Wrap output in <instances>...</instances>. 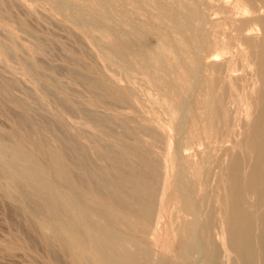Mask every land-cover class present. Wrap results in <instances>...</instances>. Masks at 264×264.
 Instances as JSON below:
<instances>
[{"label":"bare ground","instance_id":"obj_1","mask_svg":"<svg viewBox=\"0 0 264 264\" xmlns=\"http://www.w3.org/2000/svg\"><path fill=\"white\" fill-rule=\"evenodd\" d=\"M20 1L30 8V12H36L34 11V7L27 3V0ZM31 1L36 2L35 0ZM39 1H42L43 5L46 6L45 8L51 12L50 19L62 21L69 35L76 37L77 43L80 45L79 48L84 52L87 51V54H90L96 59L95 67L91 64L87 65V62L85 65L80 64L81 61L78 58L80 54L75 56L76 54L73 55L68 53L69 55L67 56H70V54L73 55L72 61L76 66L78 65V67H75V65L65 67L64 65V68L54 65L47 66L34 59L33 61L30 59L31 61H29L27 58H23V56L16 57L18 47L21 46L16 42L18 45L17 47V45L14 44L15 42H12L13 40H10L11 44L8 45L5 43L9 42L4 43L0 40V54L5 60L16 61L18 65L17 69L19 70L18 72L16 71L17 74L19 73L18 75H20V72L23 73V75L35 74L37 75L36 77H40L39 81L41 85H45L46 83L50 84L51 93L55 95L57 99L56 103H58L59 112L61 113L72 114L74 110L68 104L70 101L67 102L65 99L58 97L57 93L61 90L60 85L62 83L63 86V82L65 83V81H59L58 77L60 75H63L66 80L68 79L69 82L74 85H78V89L79 87L82 88V90L88 94L87 97H91L89 98L94 101L95 105L96 103H99V105L101 103L105 104V106H110V108L118 106L129 108L132 113H134V120L131 121H134L136 125V132H134L135 130H129L130 128L132 129V127H130V121H128L130 123L129 126L123 122L126 120H120V123L122 122L120 125L121 127H119L122 128L121 134L126 133L134 139L140 138L141 141L139 142H141V144L142 141L149 144V147L145 150L144 147L140 149V147H142L140 146L141 144L133 146L128 143L120 144L117 148L118 150L116 149L117 146L115 147L114 144L113 147L116 150L111 149L109 143L107 146L108 148H103L98 151L95 150L98 157H101L103 160L107 159L111 161L112 167H114L117 172V176L113 177L106 174L107 172L104 171L105 169L103 170L104 173H96L97 175H94L93 172L90 171V160L88 156L84 154V150L79 151L82 153L76 155L64 152L65 142L61 137L62 124L58 123L43 127L40 130L43 136V146H45L46 151L48 148H51L49 150L53 157V162L55 161L54 149H58L61 155L55 163L62 164L64 161H69L77 165L88 175V180L94 184L92 189H88V192L91 193L94 199V207L89 206L90 204L87 205L88 203H84L76 193L78 196H74L76 195L74 194V197L69 200L68 205H66V207L64 206V208L63 205L65 203L63 205L61 203L60 191L58 190L57 192V187L60 185L58 184L59 186H57L54 180L52 181L45 176L47 175L46 172L50 165L45 163V160L44 163L41 162L42 160H39L40 162L37 160L35 153L23 142L24 140H22L19 135L20 133L17 134L12 131V129V132L7 130L4 131L1 130L2 127H0V188L5 190V195L11 201L20 198L22 204L20 205L17 202L19 205L16 213L28 223L30 229L43 238L44 244L47 246L46 255L48 256H44V259L46 257L49 258V260L42 264L63 263L64 259L58 254V251L55 250L57 248L53 247V241H57L62 245L61 251L66 253L69 264H97L99 262L102 264H264L263 38L261 43L253 42L249 50L244 51L242 54V56L245 55L246 57L249 53H256V62L251 63L241 58L239 64L237 60L232 57L228 59V62L225 61L227 63L226 71H230V74L231 71H234L238 66L244 68V70L251 75L249 79L254 78V83L261 84L259 85L260 88L258 91H255V93L253 92L254 90H252V92H244V90H242L243 84H237L238 82L234 83L231 81L233 80L231 79L232 76H230V78L223 77L221 79L220 76L212 77L214 75H211V77L209 76L210 83L207 85V91L203 93L199 89V92L196 94V90H194L195 87L200 81H203V79L200 80L202 76L200 58L205 48L211 44L203 33V28L199 20L197 21V23L199 22L198 27L196 30H193L194 34L191 36L192 46L191 48H186L187 45L181 33H176L178 35L177 38H170L160 30H154L152 25L137 23L135 19V21L133 20L135 17H132V11L142 5L140 0ZM243 1L245 2L246 11L250 15L253 14L255 16L258 14L256 5L259 4L261 8H264V0ZM244 2L242 3L244 4ZM176 4L177 5L173 8V14L168 17L169 20H173L178 24L183 22L186 27L192 24V18L189 19L188 16V9L195 11L196 15L199 16L196 10L197 3H195V0H177ZM21 5L22 4H20V6ZM115 7H117L116 12L114 10ZM167 7L168 6H166V8ZM37 8L38 7H36V9ZM118 8L121 10L118 11ZM171 9L170 6V10ZM167 10L169 11L168 8ZM8 17H11V15H8ZM8 17L7 19H9ZM21 22L23 23V20ZM141 22H144V20ZM253 23L261 25L264 28V16H256ZM247 25L248 23L242 22L239 27V31L242 33V38H244V40L250 38V35L244 32ZM10 31L9 33H11ZM10 36H12V33ZM26 36L29 35L27 34ZM131 37H133V39ZM1 38L3 39V37ZM12 38L13 37H11V39ZM31 39L33 40V38ZM134 39L136 42L133 43ZM43 40V38H39L34 41L33 44L36 48L32 47L37 49V52L43 53L47 47L49 48L45 40ZM213 45L217 48V41L214 42ZM221 45L223 46L224 44H220V46ZM211 49H213V47ZM221 50H224V48ZM21 53L22 51L19 54ZM41 53L40 55L42 56ZM33 54L38 57L37 53ZM79 57H82V55ZM38 58L40 59V57ZM83 59L86 61L87 58L84 57ZM223 67H225V65ZM8 68L10 69V67ZM8 68H6V70ZM178 68H181L183 72L185 71L183 74L186 75L187 82L185 81L182 83V80L179 82L177 78L168 79ZM116 72L118 73L117 75H119L118 78L114 76ZM0 75L2 76V74ZM11 75L9 77H12ZM221 75L224 76V73ZM27 78H29V76ZM30 79V81H35L32 80V78ZM4 83L3 87L5 85V89L10 91L18 90L15 81L7 80ZM138 83V87H140L145 95H147L145 90H152V98L150 97V93L148 95V101L155 102V114L157 115L155 116L154 114V117L168 127L171 136H166L161 129L163 126H159L161 124L158 122L159 125L155 124L149 117L147 118L144 116L140 110L138 96L135 91ZM31 85L33 86V84ZM74 85L73 87H76ZM69 86L70 85L65 86L64 84L63 87ZM36 89L33 90L37 91ZM248 89L249 87L247 90ZM64 92L66 93L65 90ZM73 92L74 91H72V93ZM76 92L79 91L77 90ZM76 92H74L75 95ZM137 93L140 96V93ZM67 94H69L68 90ZM155 95H157L156 98L154 97ZM42 98L43 97H41V99ZM89 98L88 100H90ZM18 99H16L17 102ZM8 100H6V102ZM84 102L82 101L81 103ZM87 103L89 105L91 104L89 102ZM18 104L17 107L20 108ZM79 104L80 101L77 105L79 106ZM9 105L12 104L9 103ZM84 105V108L87 107V104ZM89 105L86 110L89 109ZM241 106L243 109H241L242 112L240 113L239 109ZM75 107H77L76 104L74 108ZM92 107L98 109L93 105ZM103 108H105L104 105ZM92 109L93 108H91V110ZM120 109L119 107L118 110L120 111ZM54 110L56 109L54 108ZM81 110L83 112L85 111L83 109ZM110 110L112 111V109ZM32 111L33 109H31V112ZM94 111L95 110H93V112ZM93 112H87L82 122H84L87 128L91 127V131L97 133V140L100 138L102 141L107 140L110 142L111 138L114 137L112 136L114 131L113 127L111 128L110 126L111 123L104 119L105 116L101 118L102 115L99 113L101 117H97ZM116 112L118 111L116 110ZM21 113V115H23V112ZM109 113L110 112H108V114ZM118 113L121 114L122 112ZM238 113H245V116H247L245 122H241L240 119H237ZM77 114L79 115V113ZM108 114L106 115L108 116ZM111 114L112 113H110L109 117H111ZM24 117H28L26 113ZM33 119L32 121L35 122L36 119ZM78 119L80 118L78 117ZM32 121L31 127L34 129L35 126H32ZM21 122L22 127H24V132L27 133L26 136L28 140L32 142L29 139V131L24 122ZM28 122H30V120ZM43 123L44 122H42L41 125H43ZM188 126H191L190 128L194 127L193 132L189 133L188 130L187 133L186 129ZM81 128L82 131L87 130L85 127ZM241 129L242 133L240 132ZM35 131H37L36 128ZM36 133H38V131ZM114 135L116 134L114 133ZM39 136L40 134L38 137ZM239 137L241 139H238ZM125 138L128 140H126L127 142L134 141L126 136ZM195 139L203 146L204 152L202 151V153L206 154L208 160V162L206 161V168L200 170L198 169L200 167L196 166V172L190 169L193 166L189 167L191 166L190 163L188 166V160L183 153L184 150L192 149ZM138 140H135V142ZM39 141L41 142L40 137ZM112 141L111 143H113ZM144 143L142 145H144ZM213 143H226L222 150L223 156L221 159L212 155V149H214L212 148V145H214ZM43 146H41V148ZM74 147H76V145ZM74 150L76 149L74 148ZM89 150L92 151L93 148ZM92 155L93 153L89 157ZM152 155H154L153 159L151 158ZM41 157H43V155ZM47 161L50 162L49 159ZM99 161L101 162V160H97V162ZM57 168L58 167H56V169ZM52 174L53 173H51V176H53ZM51 176L49 175V177ZM56 176L58 177V175ZM77 183L82 190H85L88 186L86 182L87 186L85 187L84 181L82 182L81 180H78ZM64 184L66 185V183H62L63 186ZM168 185L169 187L172 185L173 188L171 191L167 190ZM63 188L65 187H62V189ZM9 199H7V201ZM164 200H166L169 205H165ZM17 203L15 202V204ZM168 209H170L169 212L173 214V217L170 222L168 221L169 224L167 225V227L169 226L172 228L168 227V230H171V232H168L167 235V238L169 237L168 239L170 240L167 250L170 254L169 259H167V257H157L155 253L148 249L149 247L146 248L140 243V236H138V232H146L145 229H158L160 226L164 228L163 225H165L164 223L166 222L165 220V222L162 221L164 213H168L167 215L169 216L171 215V213L169 214V212H166ZM9 214H6V216ZM94 215L98 217V220L99 218L104 220V225L94 221ZM162 222H164L163 225H161ZM22 230H24V228ZM180 234L184 236L180 237ZM97 238L104 241V248L98 246ZM105 250L112 252L114 257H109ZM13 251H15V249ZM167 251L165 250V252ZM86 255H90L91 259H85L87 258Z\"/></svg>","mask_w":264,"mask_h":264},{"label":"rangeland","instance_id":"obj_2","mask_svg":"<svg viewBox=\"0 0 264 264\" xmlns=\"http://www.w3.org/2000/svg\"><path fill=\"white\" fill-rule=\"evenodd\" d=\"M4 1L5 0H3V1L0 0V13H1L0 14V27H2L4 29V31H3V29L0 28V40L3 41L4 43L5 42H9V43H5L6 45L11 44L10 40H13L12 42H15L14 44H16V42H17V44L21 46V47H18V45L16 44L17 47H18L16 57L17 56L18 57H20V56L22 57L23 56V58H27V60H29V61H31L30 59H32V61L34 59L35 61L41 62V63H43L44 65H47V66H51V65L53 66L54 65V66H58V67L61 66L60 68H64V65H65V67L66 66L68 67V66H71V65H73V66L75 65V67H78V65L76 66V64H74V62L72 61V57H73L74 54H76L75 56H78L80 54V55H82V57H79L80 55L78 56V58L81 61L80 64H84L85 65L86 62H87V65L91 64L93 67H95L96 59L94 57H92L90 54H87V51L84 52L81 48H79L80 45L77 43L78 41L76 40V37H72L71 35H69V33L67 32L68 30L64 26V23L62 21L56 20V19H53V20L50 19L51 12H49L48 9L45 8L46 6L43 5L42 1L35 0L36 2H32L31 0H27V3H29L31 6L34 7V11H36L35 13H37V14L30 12V8L28 6H26L25 4H23L22 1H20V0H6L5 2ZM140 1L142 2L141 3L142 7L139 6L138 8H136V10L134 9L132 11L133 12L132 13V17L133 16L135 17V18H133V20L135 19L137 21V23H142V24H146V25H152L154 30H156V31L160 30L163 34H167L170 38H177L178 35L176 33H178V32L181 33L183 35V37H184L183 39L185 41V44L187 45L186 48H191V46H192V44H191V36H193V34H194L193 30L194 29L196 30L197 27H198L199 22L197 23V21L198 20L200 21L201 26L203 28L202 31L205 34V36L208 38V40L211 42V44H209V46L205 48V50L203 51V53L201 55V58H200V65H201V69L200 70H201V75H202L200 77V80L203 79V81H200L201 84L199 83L195 87L194 90H196V92H195L196 94L199 92L198 91L199 89L203 93H205V91H207L206 88H207L208 83H210L209 76L211 77V75H214L212 77H219L220 76L221 79L223 77L230 78V76H232L231 79H233V80H231V81H233L234 83L238 82L237 84H239V83L243 84L242 85V87H243L242 90H244V92H246V91L247 92H252V90H254L253 92L255 93V91H258V89L260 88L259 85H261V84L260 83H257V84L254 83V81H253L254 78L253 79H249V78H251V75H249V73L246 70H244V68L238 66V67H236L234 69V71H231V74H230V71H226V69H227V63L226 62H228V59H230V57L236 59L238 63L240 62L241 58H244V61L247 60V61H249L251 63L257 61L256 53H249L246 57H245V55L242 56V54L244 53V51H246V50L248 51L249 50L250 46L253 45L252 44L253 42L254 43H261V41L264 40V37H263L264 28L261 25H256L255 23H253V21H254L256 16H259V17L264 16V8H261L260 7L261 5H259V4L256 5V10H257L258 14H256L254 16L253 14L250 15L246 11L245 2L243 0L242 1L241 0H195V3H197V9L196 10H197L199 16L196 15L195 11H191L190 9H188L187 10L188 11V16H189V19L192 18L191 21H192L193 25L191 24V25L185 27L183 22H180L182 24H180V23L178 24V23L174 22L173 20H169L168 19L169 15L173 14L172 13L174 11L173 8L177 5L176 4L177 0H175V1L174 0H172V1H169V0H161V1L160 0H145V1L144 0H140ZM242 2H244V4ZM19 3L22 4L21 5L22 7L20 6ZM37 3H38V5H37ZM157 3H159V4H157ZM39 5H41V6H39ZM148 6H149V8H148ZM166 6H168L167 8L169 9V11L167 10ZM170 6L173 9V10L171 9L172 11L170 10ZM36 7H38V8L36 9ZM116 8L117 7L114 8L115 12L117 11ZM139 9H141V10H139ZM120 10L121 9L118 8V11H120ZM154 10H156V11H154ZM2 11H4V12H2ZM5 11H6V13H5ZM158 13H160V14H158ZM162 13H165V14H162ZM8 15L9 16L11 15V17H8ZM1 17H2V19H1ZM7 17L9 19H7ZM139 18H140V20H139ZM20 20L21 21L23 20V23H25V22L26 23L23 24ZM142 20H144V22H141ZM242 22L248 23V25H247L246 29L244 30V32L246 34H249L250 38L246 39V40H244V38H242V33L239 31V27L242 24ZM6 26H8V27H6ZM191 26H192V29H191ZM7 28H8V30H7ZM21 28L23 29V31H22ZM189 29H191V30H189ZM12 30H13V32H12ZM9 31L12 33V36H10L11 33H9ZM188 32H189V34H188ZM27 34L29 36H26ZM36 36H38V37H36ZM1 37H3V39ZM6 37L9 38V39H7ZM11 37H13V38L15 37V38L11 39ZM4 38H5V41H4ZM31 38H33V40ZM39 38L40 39L43 38L45 40V42L47 43V46H49V48L47 47L48 50L45 49V51H43V53L37 52V49H34L36 47H34L33 43H34L35 40H37ZM131 38L133 39V37H131ZM262 38H263V40H262ZM49 40H50L51 43L49 42ZM40 41H42V40H40ZM216 41H217V44H218L217 48H215V46L213 45V43L216 42ZM134 42H136L135 39L133 40V43ZM220 44H224V45L223 46L221 45L222 46L221 47ZM212 47H213V49H211ZM218 48H219V50H218ZM223 48H224V50H221ZM32 49H34L35 51L32 50ZM50 50H52V51H50ZM21 51H22V53L19 54ZM224 52L225 53L228 52V53L225 54ZM23 53H26V54H23ZM33 53H37V55H38V57H40V59L37 56H35ZM40 53L42 54V56L40 55ZM68 53H71L73 55L70 54V56H67V55H69ZM253 56H254V58H253ZM32 57H36V58H32ZM68 57H70L71 59L68 58ZM84 57L87 58L88 60L86 59V61H85V59H83ZM252 59H253V61H252ZM90 60H92V61H90ZM67 63H69V64H67ZM210 64L213 65V66H211ZM224 65H225V67H223ZM17 66L18 65H17L16 61L14 62V61L5 60L4 57L0 54V74H2V76H3L2 77L0 75V77H2V78H0V81L2 80L0 82V127H2L1 130L11 131V129H12V131H14L15 133H17V134L20 133L19 135L21 136L22 140H24L23 142L26 143V145L29 146L28 148L35 153L37 160L38 161L42 160L41 162H43V163H44V160H45V163L50 165V166H48V170L46 172L47 175H45V176L47 178H50V180H52V181L54 180V182L57 184V186L60 185L59 187H57V192H58V190L60 191L59 195H60V200H61L62 205L65 203L63 205V207L64 206L66 207V205H68V203H69V200L72 199L74 196H78V195H79L78 197L81 198V200L84 201V203H86V204L88 203L87 205L90 204L89 206L94 207V205H93L94 204L93 203L94 199H93L91 193L88 192L89 191L88 189L89 188L92 189L94 187V184L91 181L88 180V178H87L88 175L86 173H84V171L82 169H80L77 165H74V164L70 163L69 161L68 162L64 161L63 162L64 165H63V163L62 164L55 163L56 160L59 159L60 158L59 156L61 155L60 151L58 149H56V150L54 149V159H55V161L53 162V157L51 156L50 150H49L51 148H48V150L46 151L45 146H43V136H42L40 130L43 127H45V126H50L52 124H54V125L58 124V123L62 124L61 137L63 138V141L65 142V146H64V149H63L64 152L76 155V154H81L82 152H79V151H83L84 150L83 151L84 154H86L88 156L89 160H90V164H91L90 165V169H91L90 171L93 172L94 175L102 174L105 171V172H107L106 174L115 177V176H117V172H116L115 168L112 167L111 161H109L107 159L103 160L101 157H98L97 154H96L97 152L95 150L98 151V150H102L103 148H108L107 147L108 143L110 144V148L113 149V150H116L120 146V144H122V143H128V144L133 145V146L140 145L141 144V142H139V141H141L140 138L134 139V138H131L126 133H124L125 135L121 134L122 128H119V127H121L120 125L122 123V122L120 123V120L121 121L126 120L127 122L126 121H123V122H125L129 126H130V123H131L130 127H132V129L130 128L129 130H131V131L135 130L134 132H136V125H135L134 121H131V120H134V113H132V111L129 108L124 107V106H118V107L110 108V106L108 107L107 105L105 106V104H101V103H100V105H99V103H96V105H95L94 101L90 99L91 97L90 96H89L90 98L87 97L88 94L84 90H82V88L79 87V89H78L77 88L78 85H74L73 83L69 82L68 79H67L68 80L67 81L66 78L63 77V75L62 76L60 75L59 76L60 78L58 77L59 81L60 80H61V82L65 81V83L63 82V86H64V84H65V86L70 85L69 87L71 88V90H70L69 87H63L62 83L60 82L61 83V85H60L61 86L60 87L61 90H59L58 93H57L58 97L59 98L61 97V98L65 99L67 102L70 101V102H68V104L74 110L72 114H66V113H63V112L61 113V112H59L60 109L58 107V103H56L57 99H56L55 95H53L51 93V90H50L51 88L49 87L50 84L46 83L45 85L44 84L41 85V83L39 81L40 77H36L37 75H35V74H32L33 76L32 75H28V74H24L23 75V73L20 72V75H18L19 73L18 74L16 73V71L17 72L19 71L17 69L18 68ZM8 67H10V69L11 68L12 69L10 70ZM214 67H215V69H214ZM6 68H8L7 70L9 72L6 70ZM11 71L13 72V74H12ZM176 71H177V73H176ZM14 73H15L16 77H15ZM183 73H185V71L183 72V70L181 68L180 69L178 68L177 70H175L172 73L171 77H169L168 79H174V78L176 79L177 78V80L179 79L178 80L179 82L182 80L181 82L183 83V82H185L187 80L186 79L187 78L186 75L183 74ZM223 73H224V76L221 75ZM117 74H118L117 72H116V74H114L115 77L117 76L116 78L119 77V75H117ZM177 74H178V76H177ZM10 75L12 77H9ZM6 76H8V77H6ZM28 76H29V78H27ZM30 78H32V80H35V81L34 82L30 81L31 80ZM34 78H36V79H34ZM16 79H18V80H16ZM7 80H11L13 82L15 81V84H16V87H17L18 90L10 91L8 89H5L6 87H5V85L3 87V84H5L4 82L7 81ZM37 80H38V84H37ZM202 82H204V83H202ZM206 82H207V84H206ZM68 83H71V84H68ZM31 84H33V86ZM241 84H240V86H241ZM38 85L41 86V87H39ZM73 85L76 86V87H73ZM136 86H137V88H136L135 91H136V95L138 96V102H139L138 105L140 107V110L144 114V116H146L147 118L149 117L150 120L155 122V124H157V125L161 124L159 126H161V127L163 126L162 128L160 127L162 129V131H164L163 133L166 136L167 135L171 136L170 135L171 132L169 131L168 127L165 126V124L163 125L162 122H160L159 120H156L157 118L154 117V114L156 113V108L154 107L155 106V102L148 101V95L150 93H151L150 97L152 98V95H153L152 90H149V89H147L148 91L145 90L146 93H147V95H145L144 92L141 91L140 87H138L139 83ZM72 87H73V90H72ZM246 87L247 88L249 87V89L247 90ZM138 88H139V90H138ZM33 89H36L37 91H35ZM64 90L66 91V93L64 92ZM67 90H68L69 94H67ZM77 90L79 92H76ZM72 91L76 92V95L74 94V92L72 93ZM149 91H151V92H149ZM11 92H12V95H11ZM61 92L64 94V96H63V94ZM137 92L140 93V96H139V94ZM7 93H9V94H7ZM77 94H78V96H77ZM13 95L14 96L16 95V96L14 97ZM39 95L41 97H43V98L41 99V97ZM66 96L71 98V99L67 98ZM4 97H6V98H4ZM154 97L156 98L157 95H155ZM85 98H87V99H85ZM88 98L90 100H88ZM16 99H18V102H17ZM44 99H46V100H44ZM76 99H77V101H76ZM80 99L81 100L83 99L82 100L83 102L85 100L86 101L88 100L87 102H89L91 104L89 105L86 101L84 103H81L82 101ZM6 100H8V101L6 102ZM50 100L51 101L53 100V101L51 102ZM141 100H142V102H141ZM22 101H23V103H22ZM43 101H46V102H43ZM79 101H80V104L78 106L77 104L79 103ZM47 102H49V103H47ZM75 102H77V103H75ZM242 102H244V101H242ZM9 103L12 104V105H9ZM18 103H20L22 105H20ZM55 103H56L57 106L55 105ZM92 103H94V104H92ZM17 104H18V106H20V108L17 107ZM75 104H76L77 107L74 108ZM84 104H87L86 105L87 107L89 105V109H87L88 111L86 110L87 107L84 108V106H85ZM145 104H147V105H145ZM30 105H31V107H30ZM50 105H52L53 107L50 106ZM92 105L95 106L98 109H94V107H92ZM103 105H104L105 108L106 107L107 108L106 109L103 108ZM119 107L121 108L120 111L118 110ZM149 107H150V109H149ZM54 108L56 110H54ZM80 108L85 110V111H87V112H93V110H95L93 113L97 117H101V115H102L101 118H103L105 116L104 119H106L107 121H109L111 123L110 126H111V128L113 127V131L116 134V135H114V133L112 134V136H114L113 138H111V141L113 139V141H112L113 143H111V141L109 142L107 140H105L106 141V143H105V141H102V139H100V138H99V140H97L98 139L97 135H96L97 133H95V131H91L92 128L91 127L87 128L84 125V122H82V121H84V117L87 114V112H85V111L83 112ZM91 108H93V109L91 110ZM16 109L17 110L19 109L18 110L19 112ZM31 109H33L32 112H31ZM51 109H53V110H51ZM110 109H112V111ZM145 109H146V111H145ZM241 109H243L242 106L239 109L240 113L242 112ZM116 110L118 112H122V113L120 114V113L116 112ZM122 110H124V111H122ZM20 111L23 112V115H21L22 113ZM24 111H25L26 115L28 116L26 118L24 117L25 116ZM54 111H56V112H54ZM96 111H97V113H96ZM153 111H155V112H153ZM80 112H81V114H80ZM108 112L112 113L113 115L111 114V117H109L110 113L108 114ZM126 112H128V113H126ZM146 112H147V114H146ZM77 113H79V115ZM106 114H108V116ZM73 115H74V117H73ZM117 115L118 116L120 115L119 119H118ZM156 115L157 114H155V116ZM30 116H31V118H30ZM106 116H107V118H106ZM238 116H239V118H238ZM23 117H24V119H23ZM78 117L80 119H78ZM246 117L247 116H245V113L244 114L243 113L242 114H239V113L237 114V119H240L241 122H245V120L247 119ZM27 118H28V120H27ZM129 118H131V119H129ZM32 119L33 120L36 119L37 122H36V120H35V122L32 121ZM81 119H83V120H81ZM29 120H30V122H28ZM113 120H115V121H113ZM21 121L24 122L27 130L29 131V133H30V138L29 139L33 143L28 140V138L26 136L27 133L24 132V127H22V125H21L22 122ZM31 121H32V126H35L34 129L31 127ZM39 121H40V123H39ZM128 121H130V123ZM42 122H44L43 125H41ZM13 124H15V125H13ZM39 125H41L42 127L39 126ZM81 127H83V128L85 127V129L87 128V130H85V131L83 130L82 131ZM190 127L191 126L187 127V129H186L187 133H188V130H189V133L193 132V130H194L193 129L194 127H192V128H190ZM35 128L37 129L38 133H36L37 131H35ZM79 130H81V131H79ZM88 130H89V132H88ZM240 132L242 133V129L240 130ZM81 133H83V134H81ZM92 133H93V136H92ZM118 133H120V134H118ZM39 134H40L39 137H40L41 142L39 141V137H38ZM88 134H89V138H88ZM32 135L34 136V138H33ZM78 136H80V137H78ZM125 136L127 138L129 137L130 140H134V141L127 142L128 140L125 138ZM92 137H93V139H92ZM240 137L238 139H241ZM80 138L82 139V141H81ZM73 139H74V141H73ZM138 139H140V140H138ZM77 140H78V142L80 144L77 142ZM135 140H138V141H136L138 144L135 142ZM114 142H117V143H114ZM144 142L145 141H142V144ZM113 144L115 145V147L117 146L116 149H114ZM142 144L140 145V146H142V147H140V149L144 147V150H145L147 147H149V144L146 143V142L144 143V145H142ZM193 144H194L193 145L194 148L192 147V149L184 150L183 153L185 154L186 159L188 160V166H189V163L191 164V166H189V167L193 166L192 167L193 169L192 168H190V169L193 170L194 172H196L195 171V169L197 168L196 166L200 167V168H198L200 170L202 168H206L208 160H207L206 154L202 153V151L204 152V150H203V146L200 145L199 141L197 139H195ZM213 144L214 145H212V148H214V149H212V155L216 156L218 159L219 158L221 159V157L223 156L222 150H223L224 146L226 145V143H223V144H221V143L220 144L219 143H213ZM75 145H76V147H74ZM89 145H90V148H89ZM41 146H43V147L41 148ZM91 147L93 148V150H92L93 152L91 150H89V149H92ZM94 147H95V149H94ZM74 148L76 150H74ZM89 152H90V154H89ZM91 152L93 153L94 157H93V155L91 157H89L92 154ZM41 153H43V154H41ZM42 155H43V157H41ZM188 155H189V157H188ZM96 158H97V160H101V162L100 161L97 162ZM151 158L153 159L154 155H152ZM48 159H49L50 162L47 161ZM189 159H191V160H189ZM203 159H204L205 162L203 161ZM195 160H197V161H195ZM199 160H200V163H199ZM51 162H52V164H51ZM202 162H203V164H202ZM204 163H205V166H204ZM55 166L58 167V168L56 169ZM54 167H55V169H54ZM74 169H75V171H74ZM99 171H101V172H99ZM51 173H53L52 174L53 176H51ZM65 173H67V174H65ZM49 175L51 177H49ZM56 175H58V177ZM84 175H86V176H84ZM65 176L68 178V180H67V178ZM78 180H81L82 182L84 181L85 187L87 186V183H88V186L86 187L87 190L85 189L86 191L84 189L82 190V188L79 187V184L77 183ZM69 182H70V184H69ZM71 182H72V185H71ZM62 183H66V185L64 184V186H63ZM62 187H65V188L62 189ZM76 188H78L80 190H78ZM172 188H173L172 185L170 187H169V185L167 186V190L168 191H171ZM65 189H67V190H65ZM4 191L5 190H3V188H0V264H36V263L37 264H42V263L47 262L49 260V258L45 257V259H44V256H47L46 255L47 246H46V244H44L43 238L40 237V235L38 233H36L32 229H30L28 223L16 213L18 205L19 204L21 205L22 201L20 200V198L14 199L15 201L14 200L11 201L9 198H7V196L5 195ZM74 194H76V195H74ZM2 196H3V198H2ZM5 197H6V199H5ZM7 199H9L8 200L9 202L7 201ZM15 202L16 203L18 202L19 204L18 203L15 204ZM166 202L167 201L164 200V204L165 205H169L168 202H167V204H166ZM7 203H8V205H7ZM12 208H13V210H12ZM170 208H172V207H170ZM169 211H170V209H168V211H166V212H169ZM170 213L171 212H169V214ZM6 214H9V215H7L8 217L6 216ZM167 214L168 213H166V214L164 213V218L162 219V221H164V220L166 221V222L164 221L165 223L162 222V224H161V225H163V223L165 224V225H163L164 228L162 226H160L158 229L157 228L156 229H149V230L145 229L146 232H143V233L138 232V236H140V237L142 236L141 238L139 237L140 243L142 245H144L146 248L149 247L148 249L151 250L153 253H155V255H157V257H162V258L167 257V259H169L170 258V254H169V252L167 250H168V246H169L170 240L168 239L169 237L167 238V235H168V232L169 233L171 232V230H168L169 226L167 227V225L169 224L171 218L173 217V214L171 213L170 216L167 215ZM94 221H96V222H98V223H100L102 225H104V223H105V221L102 220L101 218H99V220H98V217H96V215H94ZM102 221H104V222H102ZM124 222H126V221H124ZM166 227H167V230H166ZM23 228H24V230H22ZM169 228H171V227H169ZM160 230H161V232H160ZM147 234H148V236H147ZM179 236L183 237L184 235L181 236V234H180ZM143 239H144V241H143ZM148 241H149V243H148ZM144 242H145V244H144ZM164 242H165V244H164ZM39 244H41V245H39ZM97 244H98V246L100 248H104L105 247L104 241H102L99 238H97ZM13 246H15V247H13ZM43 247H45V248H43ZM53 247L57 248L55 250H57L58 254L61 257H63L64 260H63L62 264H69V262L67 261V258H66V253L64 251H61L62 250V245L59 242H57V241H53ZM14 249H15V251H13ZM16 249H17V251H16ZM163 250H164V252H163ZM165 250L168 253L165 252ZM105 252H106V254L109 257H114V254L112 252H110L109 250H105ZM86 257L87 258H85V259H88V260L91 259L90 255H86ZM97 264H102V263L99 262Z\"/></svg>","mask_w":264,"mask_h":264}]
</instances>
